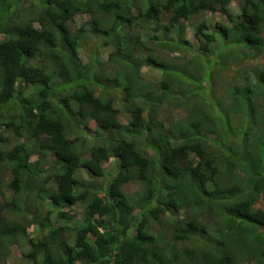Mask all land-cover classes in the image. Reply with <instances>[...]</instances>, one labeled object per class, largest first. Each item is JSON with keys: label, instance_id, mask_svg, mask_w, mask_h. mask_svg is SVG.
Returning <instances> with one entry per match:
<instances>
[{"label": "trees", "instance_id": "1", "mask_svg": "<svg viewBox=\"0 0 264 264\" xmlns=\"http://www.w3.org/2000/svg\"><path fill=\"white\" fill-rule=\"evenodd\" d=\"M232 1L0 0V264H264V68L222 75L264 0Z\"/></svg>", "mask_w": 264, "mask_h": 264}, {"label": "rangeland", "instance_id": "2", "mask_svg": "<svg viewBox=\"0 0 264 264\" xmlns=\"http://www.w3.org/2000/svg\"><path fill=\"white\" fill-rule=\"evenodd\" d=\"M232 4L230 5V9L233 12H236V8L234 7L236 4H239L240 1L239 0H234L231 2ZM201 16H203L204 18H206L209 23H216L217 21H224L225 22V16H223L220 12H206L203 13V15H199V19L201 18ZM88 19V17L86 15H81V16H76L75 21L73 23H71V25L73 27L75 26H79L81 25L83 22H85ZM191 24L189 25V27L187 28V32H186V37L189 38L190 40H195L193 37V33H192V27H190ZM90 44H93V41H90ZM88 50V49H87ZM165 51V50H164ZM109 52V50H105V55H107ZM167 54L171 51L170 47H166V51ZM178 54V53H176ZM82 55H83V50H82ZM174 56V54H172ZM208 58V57H207ZM224 59V58H223ZM223 59L220 58L221 61H223ZM243 67H247V73L250 75L251 78H253V71L256 69H261L264 68V53L258 57V58H246L244 59L243 62L240 63H235V64H231L229 69L224 70L222 75H225V77L228 80H233L234 78H236V76L239 73V70ZM144 70V74H145V78L148 79L150 81V79L154 82H157V80H160L162 77V71L158 70L157 68L154 67H146L143 69ZM239 72V73H238ZM254 80V79H253ZM178 85H173V87L176 88V90H179V87H177ZM220 93H223V88L221 89V91H219ZM225 95H227V93H223ZM223 94H216V97H220ZM115 163L113 161V159L109 160L106 164H105V170L106 172L108 171H112L115 167ZM87 176V174H86ZM106 178V176H104V179ZM139 185L138 183H129L127 184L124 189L126 190V192L128 193H134L136 192V190L138 189ZM6 195H11L12 191L11 190H7ZM4 201V198L1 196L0 197V202ZM258 206H261L264 208V195L260 198L258 204ZM83 205L82 204H78L75 206L74 211L70 212L72 214L75 215L76 219L80 218L82 212H83ZM29 232H31V235L35 232L34 228L31 226L29 228ZM24 247H26V245H24ZM27 248V247H26ZM23 249L20 248L17 245L12 246V251L10 253L9 256H7L4 264H29V261L27 259H25L23 257ZM4 260V258H3ZM2 260V262H3Z\"/></svg>", "mask_w": 264, "mask_h": 264}]
</instances>
